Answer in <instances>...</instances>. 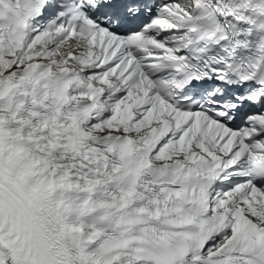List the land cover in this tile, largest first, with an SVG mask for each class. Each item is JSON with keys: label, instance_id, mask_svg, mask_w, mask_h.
<instances>
[{"label": "snow or ice", "instance_id": "1", "mask_svg": "<svg viewBox=\"0 0 264 264\" xmlns=\"http://www.w3.org/2000/svg\"><path fill=\"white\" fill-rule=\"evenodd\" d=\"M0 264H264V0H0Z\"/></svg>", "mask_w": 264, "mask_h": 264}]
</instances>
